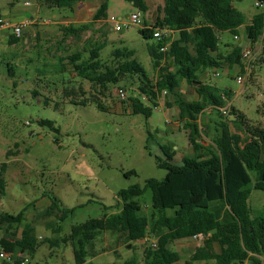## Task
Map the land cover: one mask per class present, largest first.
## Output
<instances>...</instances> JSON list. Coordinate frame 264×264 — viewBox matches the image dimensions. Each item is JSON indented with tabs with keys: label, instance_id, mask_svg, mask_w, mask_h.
Wrapping results in <instances>:
<instances>
[{
	"label": "rangeland",
	"instance_id": "rangeland-1",
	"mask_svg": "<svg viewBox=\"0 0 264 264\" xmlns=\"http://www.w3.org/2000/svg\"><path fill=\"white\" fill-rule=\"evenodd\" d=\"M84 1L92 9L97 7L96 11L106 3V18L94 22L90 11L85 13L78 6L72 10L47 8L43 0H0V16L9 23L17 25L31 17L37 18V22L23 29L14 44H10L8 31L0 32V164L7 163V187L0 199V214H17L26 208V223L34 227L37 238L58 239L54 244L43 243L27 264H75L74 246L71 241L64 242L73 226L118 211L120 190L144 186L151 178L164 179L167 171L159 163L167 158L161 145L177 148L175 160L178 161L194 154L188 138L189 128L181 121L183 127L175 132L167 124L169 118L179 122L175 115L177 108L170 112L162 108L171 96L162 95L161 107L154 109L150 118L133 114L131 101L122 100L119 89L128 95L136 91L137 75L130 81L125 78L116 85L110 84L104 90L98 84L76 78L68 59L77 52L87 57L95 45L105 43L101 58L110 63L115 49L127 47L136 51L137 59L155 80L158 70L154 69L148 51L153 41L143 39L139 29L146 22L154 25L157 16L162 15L166 0H145L146 12L130 0ZM256 1L234 2L245 14L246 23L263 10L256 7ZM138 12L141 24L114 30L112 18L128 21ZM194 16L195 25L201 24L202 17ZM47 20L52 22L46 23ZM89 23L87 30L77 34L64 30L68 25L79 27ZM177 37L176 32L171 34V38ZM218 37L223 53L240 44L252 50L251 72L239 84L236 78L242 74L238 67L233 71L222 68L220 77H215L211 69L205 82L230 88L234 91L232 104L236 110L246 116L251 126L264 125V35L253 47L247 41L244 28L238 39L227 31L218 32ZM25 40L29 42L26 44ZM168 63L170 59L164 64ZM227 72L233 79L223 76ZM78 82L83 86L81 93ZM73 87L78 90L74 96L76 101L86 100L89 105L74 104L63 96L64 89ZM191 93L194 89L187 87L186 94L191 97ZM98 103L102 109L97 107ZM223 108L226 114L222 110H208L200 117L201 140L206 144H213L219 135V123L233 119L230 102ZM39 120L53 121L58 131L40 125ZM131 170L136 173L126 176ZM138 200L142 214L149 215L151 191L147 190ZM53 202L56 206L50 210ZM249 204L259 214L264 207V192L254 190ZM24 224L11 228L0 225V238L18 236ZM140 243L127 248L118 243L114 234L100 232L87 245L85 264H121L134 258L141 263L146 242ZM205 263L191 261V264Z\"/></svg>",
	"mask_w": 264,
	"mask_h": 264
},
{
	"label": "trees",
	"instance_id": "trees-1",
	"mask_svg": "<svg viewBox=\"0 0 264 264\" xmlns=\"http://www.w3.org/2000/svg\"><path fill=\"white\" fill-rule=\"evenodd\" d=\"M130 1L147 11L145 0ZM235 1L166 0L162 15L157 16L154 25L146 22L139 29L143 39L153 41L148 45V51L154 69L158 70L155 80L137 59L136 51L127 47L115 49L110 63L101 58L105 43L95 45L87 57L77 52L68 58L76 78L98 84L104 90L110 84L116 85L125 78L130 81L137 75V90L127 98L132 103L133 114L150 118L153 110L159 107L162 95L171 96L173 102L167 101L166 104L169 107L175 105L186 118L185 126L189 128L188 137L194 151L192 157H185L175 164L172 161V152L175 151L170 146L161 145L167 158L164 163H159L167 171L164 179L151 178L144 186L134 185L120 190L117 194L118 211L73 226L64 242H72L75 264L87 262V245L100 232L114 234L118 243L127 248H134L139 241L146 242L141 263L134 258L121 264H176L180 255L170 245L197 235L207 236L208 239L191 256V261L264 264V207L259 214H255L249 204L254 190L264 192V125L251 126L246 116L230 104L233 119L219 123L221 130L214 143L206 144L201 140L200 117L208 110L220 112L233 96L230 90L202 81L201 75L207 70L223 68L224 64L229 70L238 67L242 75L245 73L242 47L236 45L230 52L223 53L218 32L227 31L235 37L241 34L244 27L252 47L264 35V10L255 13L246 23L245 14L235 7ZM79 2L81 0H43L42 4L47 8L72 10ZM106 12L107 4L103 3L92 21L106 18ZM194 14L202 17V23L197 26ZM90 25H68L64 30L77 34ZM156 27L172 30L178 37L155 41L153 31ZM9 40L10 44H14L19 37L12 34ZM168 43V49L162 51ZM167 59L171 63L164 64ZM9 71L12 74V68L9 67ZM183 81L197 85L198 100L189 102L184 98L179 91ZM82 89L80 83L79 93ZM76 91L75 87L64 89L63 96L70 98L74 104L89 105L86 100L76 101ZM34 94L38 95L37 92ZM97 107L102 109L100 103ZM39 124L58 131L51 120H39ZM6 171L7 163H1L0 199L6 193ZM135 173L131 170L125 175ZM147 190L152 193L149 215L142 214V205L138 200ZM55 206L53 202L49 209ZM105 209L109 208L105 206ZM23 223L18 236L0 238V251L7 253L14 264H21L25 260L23 256L33 257L43 243L58 242V239L37 238L34 227L26 223V208L17 214H0V225L7 224V228ZM213 242L221 246L220 253L213 250Z\"/></svg>",
	"mask_w": 264,
	"mask_h": 264
},
{
	"label": "crops",
	"instance_id": "crops-1",
	"mask_svg": "<svg viewBox=\"0 0 264 264\" xmlns=\"http://www.w3.org/2000/svg\"><path fill=\"white\" fill-rule=\"evenodd\" d=\"M165 5V4H164ZM76 6H78L81 10H83L85 13L86 12H92V15L94 16L95 14V12H97L95 9L97 8V7H95V8H91L89 5H87L86 3H85V1L84 0H81V2H79ZM75 9H76V7H75ZM39 15V14H38ZM0 18L1 19H5L6 21H7V18H4V17H1L0 16ZM30 21H31V24H33V23H35V22H37V18H34V17H31V19H30ZM38 22H39V20H38ZM49 22H52L51 20H47L46 21V23H49ZM242 28H244V27H242ZM6 34L7 35H12L11 34V32H9L8 31V33L6 32ZM29 42V40H25V42L24 43H28ZM224 45V44H223ZM240 46L242 47V45L240 44ZM220 47H221V41H220ZM223 50V49H222ZM223 69L226 71H228L229 70V68H228V65L227 64H224L223 65ZM210 74V70H207V71H205L202 75H201V80L202 81H204L205 82V80L208 78V75ZM223 76H227V77H229V78H232V76L231 75H229V73L227 72V73H225ZM233 79V78H232ZM187 87H192L193 89H194V93H191V97H189L187 94H186V90H187ZM196 87H197V85H195V84H193V85H190V84H188V83H186L185 81H183V82H181V85H180V88H179V91L183 94V96H184V98L187 100V101H189V102H192V101H196V100H198V98H199V96H198V94H197V92H196ZM225 89H227V90H230L232 93H233V96H234V91H232L230 88H228V87H225ZM233 96H232V99H233ZM169 101L170 102H173V100L172 99H169ZM230 104H232V100H231V102H230ZM233 105V104H232ZM161 107V101L159 102V107L158 108H160ZM162 108L163 109H166V110H173L174 108H176V106L175 105H172V106H168V105H166V104H164V105H162ZM169 108V109H168ZM170 112V111H169ZM175 115L177 116V118L179 119V122H175V121H173V120H171V118H169L168 120H167V124L169 125V126H171V128H170V131H179V129H181V127H183V125H182V122L185 124V122H186V118L184 117V116H182L181 114H180V112L178 111V110H176V112H175ZM172 116H174V115H172ZM182 121V122H181ZM199 121H200V119H199ZM200 123H201V121H200ZM189 138V137H188ZM166 146H168L169 147V144L168 145H166ZM174 147H176V146H174ZM174 150V149H173ZM176 150H177V148H176ZM176 150H174L175 152H172V153H174V155H173V163H175V164H179L180 162H182V160L185 158H182L181 159V161H178V160H175V156H176ZM194 154L192 153V155H190V156H187V157H192ZM41 237H39V239H40ZM206 239H208V237L207 236H204V235H201V236H199L197 239H193V238H186V239H181V240H178V241H175V242H173L171 245H170V248L172 249V250H174V251H176V252H178L179 253V255H180V260H179V262L178 263H176V264H191V256L196 252V250L198 249V248H200V247H203L204 246V241L206 240ZM140 242H142V241H139V242H136V244L138 245V244H141ZM212 247H213V250L216 252V253H220L221 252V246L217 243V242H213L212 243ZM1 252V251H0ZM98 255H100V254H98ZM22 258H25V260L21 263V264H27V263H29V261H30V259L31 258H29L28 259V257L26 258V256H23ZM204 261V260H203ZM206 263H207V261H205ZM209 262V264H214L215 263V261L214 260H211V261H208ZM0 264H14V262H13V260H10V259H8V258H1L0 257Z\"/></svg>",
	"mask_w": 264,
	"mask_h": 264
},
{
	"label": "built area",
	"instance_id": "built-area-1",
	"mask_svg": "<svg viewBox=\"0 0 264 264\" xmlns=\"http://www.w3.org/2000/svg\"><path fill=\"white\" fill-rule=\"evenodd\" d=\"M25 5H29V2H25ZM256 7L257 8H263L264 10V0H257L256 1ZM114 22V30L115 31H122L123 29L129 27L130 25H138L141 24V19H140V13H134L132 14L128 21H118L115 18L111 19ZM31 24V21L29 19L14 25L12 23H9L7 21H5L4 19L0 18V32L2 31H9L11 32V34H14L17 37L21 36V33L23 31L24 28L28 27ZM173 33L172 30H168V29H162V28H158L156 27L153 31V39L155 41H160L163 40L165 38H171V34ZM234 39H238V36H235ZM168 43L165 47H163L161 50L162 51H166L169 47ZM242 60L245 64V73L243 75L237 76L236 81L239 84H242L243 81L245 80V78H247V76L249 75V73L251 72V61L253 60V54H252V50L249 47H244L242 46ZM214 71V76L215 77H220L222 76V68H214L212 69ZM119 96L121 97L122 100H126L129 95L125 92L124 89L120 88L119 89ZM223 111L224 114H226V109L222 108L221 109ZM199 236L201 235H197L194 236L193 239H197ZM0 257L1 258H8L9 259V255L3 251L0 252Z\"/></svg>",
	"mask_w": 264,
	"mask_h": 264
}]
</instances>
